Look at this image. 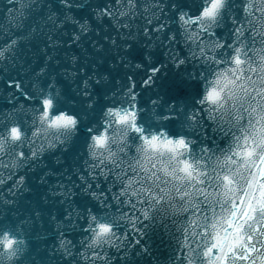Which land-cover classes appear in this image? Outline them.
Masks as SVG:
<instances>
[{
  "label": "snow or ice",
  "instance_id": "snow-or-ice-1",
  "mask_svg": "<svg viewBox=\"0 0 264 264\" xmlns=\"http://www.w3.org/2000/svg\"><path fill=\"white\" fill-rule=\"evenodd\" d=\"M148 258L264 264V0H5L0 264Z\"/></svg>",
  "mask_w": 264,
  "mask_h": 264
},
{
  "label": "water",
  "instance_id": "water-1",
  "mask_svg": "<svg viewBox=\"0 0 264 264\" xmlns=\"http://www.w3.org/2000/svg\"><path fill=\"white\" fill-rule=\"evenodd\" d=\"M4 6H5V0H0V15H3L4 11ZM167 236H160L159 238L156 239L153 248V255L156 257V261L162 262L165 256L167 255L166 252H164L165 248L169 249V244L166 243ZM163 241V242H161ZM147 264H155V262L151 261V258H148Z\"/></svg>",
  "mask_w": 264,
  "mask_h": 264
}]
</instances>
